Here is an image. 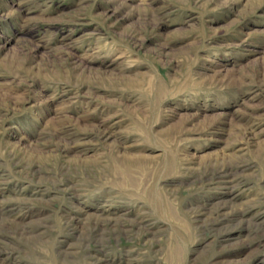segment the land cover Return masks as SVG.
I'll list each match as a JSON object with an SVG mask.
<instances>
[{
	"label": "rangeland",
	"instance_id": "obj_1",
	"mask_svg": "<svg viewBox=\"0 0 264 264\" xmlns=\"http://www.w3.org/2000/svg\"><path fill=\"white\" fill-rule=\"evenodd\" d=\"M0 264H264V0H0Z\"/></svg>",
	"mask_w": 264,
	"mask_h": 264
}]
</instances>
